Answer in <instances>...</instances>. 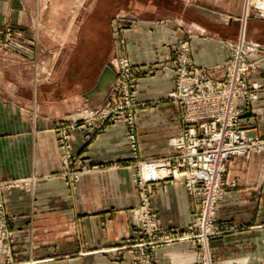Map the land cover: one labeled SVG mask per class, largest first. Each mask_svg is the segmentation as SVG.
Listing matches in <instances>:
<instances>
[{"label": "crops", "instance_id": "1", "mask_svg": "<svg viewBox=\"0 0 264 264\" xmlns=\"http://www.w3.org/2000/svg\"><path fill=\"white\" fill-rule=\"evenodd\" d=\"M107 1L98 4L107 6L111 16L130 2L141 8L138 23L124 24L121 30L123 53L138 72L140 99L154 100L170 89L174 56L168 45L179 38L189 40L199 74L224 61L226 49L220 40L235 39L244 17L246 38L264 49V0H253L247 14L243 0ZM3 24L19 34L0 47V178H35L32 186L4 193L16 261L131 264L129 248L119 244L134 233L135 167L172 152L171 139L181 132L177 105L163 99L135 114L136 157L121 118L106 121L88 141L85 125L79 124L70 135L72 152L82 165L100 166L83 173L71 189L58 175L61 155L51 125L81 108L107 102L114 73L111 59L108 80L96 86L105 65L95 66V0H0ZM115 48L111 39L112 58ZM251 57L264 84V52ZM252 114L264 136V86ZM228 177H235L237 185L223 198L216 218L249 227L211 239L210 250L219 262L235 257V264H264V154L231 158ZM150 189L159 224L187 228L193 205L183 182L157 180ZM196 255L190 241L154 253L155 264H192Z\"/></svg>", "mask_w": 264, "mask_h": 264}, {"label": "built area", "instance_id": "2", "mask_svg": "<svg viewBox=\"0 0 264 264\" xmlns=\"http://www.w3.org/2000/svg\"><path fill=\"white\" fill-rule=\"evenodd\" d=\"M248 6L249 2L246 0L245 12L248 11ZM242 36L243 33L237 41H224L229 50L227 62L208 68L205 74L194 72L187 42H178L174 48L177 58L175 80L165 98L177 104L182 128L179 135L171 139L173 149L170 154L136 164L135 181L138 186L139 203L132 212V225L139 239H133L129 243L131 239L127 238L122 240L123 245L119 247L131 249L132 264H154L153 248L172 239L163 235L168 230L161 229L150 206V184L154 181L160 179L181 181L193 198L194 219L187 230L180 232L181 236L178 239H191L192 242L197 240L199 245L206 249L208 238L218 233L212 217L215 204L219 201L225 185L226 162L231 155L247 152L255 143L253 136L244 133L240 121L249 112L252 101L257 98V90L261 87V84L249 82L248 79L256 64L248 60L247 56L250 52H256L259 47L245 41ZM132 77L129 60L126 57L117 59L115 80L109 91L113 103L97 112H89L81 119L91 126L90 129L94 127L96 129L102 126L105 119L112 120L123 116L127 122L131 153L135 157L137 140L133 115L139 107L153 102L157 104L162 99L138 100L135 97ZM77 123L71 118L59 130L65 168L64 178L72 187L78 180L79 171L70 168L76 156L67 146V136L69 130ZM148 167L152 169L153 174H145ZM18 184L20 182L17 181L0 183V192L4 186ZM8 217L0 199V232L6 233L5 222ZM6 237L0 235V239L5 240ZM155 238L157 239L152 241ZM4 244L0 241V264H11L8 247ZM192 264H196L195 260ZM198 264L217 263L206 251ZM221 264L235 263L233 260H226Z\"/></svg>", "mask_w": 264, "mask_h": 264}, {"label": "rangeland", "instance_id": "3", "mask_svg": "<svg viewBox=\"0 0 264 264\" xmlns=\"http://www.w3.org/2000/svg\"><path fill=\"white\" fill-rule=\"evenodd\" d=\"M99 1L100 0H95V66H100L101 67L103 64L105 66H109L107 64V61L113 59L114 74H115L117 59H119L120 57L121 58L122 57H126L129 60V62H130L131 74L133 76L132 78L134 80V85H135L134 93H135V97L137 98V96H136V90H137V79H138V76H137L138 74L137 73L138 72L134 68V65L132 64V62L128 58V56L123 53V48L121 47V44L124 42V38L125 37H124V34L121 32V30H122L124 24H132L133 25V24L138 23V21H139L138 20V16H140L141 8L139 7V5L130 2V4H127L126 6H122L121 5V7H122L121 9H115V13L112 14V16H111V14H108V12H107V10H108L107 9L108 8L107 6H106V8L105 7L100 8V6L98 4ZM105 1H107V0H105ZM245 1L246 0H243V13L244 14H247L248 11L247 12L244 11ZM247 1L249 2V5L250 4H253L252 3L253 0H247ZM148 11H150V10H148ZM87 12H88L87 10H84L83 16H86L87 15ZM244 18H243V20H240V25H239V28H238V33H237V36L235 37V39H231V40L230 39H221L220 40V43L226 49V53H225L226 56H225L224 61L221 62V63L214 64V65L206 66L203 69V72L200 73V74H205L208 68H212V67H215V66H219V65H222V64H224V63L227 62V59L229 57L228 56L229 50H228L227 45H225L224 41H237L240 38L241 33H243V36L242 37L244 38L245 41H249V42H251L253 44H257V46L259 47L258 50L256 52H253V53L250 52L248 54V56H247V59L248 60L253 61L256 64L255 70H253L252 72L249 73L248 79L250 80L249 82L255 81V82L261 84V87H259L258 90H257V98L254 101H252V103H251V105L249 107V109H250L249 112L247 114H245L241 118V121H240L241 122L240 125H241L242 130H244V133L246 135H248V136H253L255 143L251 147V149H249L247 152H245L243 154L231 155L228 158V161L226 162V171H225V177H224L225 185L223 187V190L221 191L219 201L215 204L214 214H213V217H212V222H213L214 225L217 226V229H218L217 232L218 233L208 238L207 244H206L207 245V248L206 249L205 248H202L199 245V242L197 240H195V241L192 242L191 239H178L179 236H181V233L180 232H183V230H178L176 228H171V227L170 228L169 227L168 228L167 227H162L159 224L157 215H156V213L153 210L152 205H151V191H150V206H151L152 211L155 214L156 221H157L158 225L161 227V229H163L164 231L165 230H168V232L166 234H163V235L170 236V238H172L170 242L164 243V244H161V245H158L157 244V246H155L153 248L152 257L154 259V264H155L154 253H155V251L158 248H160L162 246L169 245V244L174 243V242H183V241H190V242H192L195 245V247L197 249V252H198V255H196V258H195L196 264H198L200 262L201 258L205 255L206 251L208 252L209 256L217 264H221L222 262H225L226 260H233L234 263H236L235 257H227V258L221 259L220 262L217 261L213 257L212 251L210 250L209 241L211 239L221 238V237H223L226 234H229L231 232H234V231H237V230H241V229H245V228H248L249 227V226H246V225H243V224H238V223L226 224V223H223V222L218 221L216 217H217V214H218V209H219L220 203L222 202L223 198L226 196V194L231 189H233L237 185V181H236V178L235 177H228V165H229V162H230L231 158H233V157H242V158L248 159V158L252 157L255 154H260V153L261 154H264V136H261L260 135V133L258 131V128L254 125V123H253L254 122V118H253V114H252L253 104L258 100V98H259V92L263 88L264 84H263L262 81H259V79L257 78V76L255 74L257 72V70H258L257 60L254 59L253 57H251L252 54H254V53H257V52H260V51L264 52V49L257 42H254V41L249 40V39L246 38V36H245V19ZM109 27L111 29V32H109ZM16 34H19L18 30L14 29L11 25H9V24H3V25H1L0 26V47L2 45L12 43L11 42V37H12V35H16ZM111 39L113 41L115 40V43H116V48H115V51H114L113 58H112V56H110L112 54L111 52L108 54V52L110 51V47H111ZM183 41L184 42H187L188 45H189V56H190V60H191L192 65L194 67V72L195 73H198L197 70H196V67H195L193 58L191 56V46H190L189 40L186 39V38H184V37L179 38L175 42H173L170 45H168L170 52L174 56L173 57V67H174V70H173V76H172V84H171V87H170L169 90H171V88L173 87L174 80H175V66H176L177 58H176V52H175L174 48H175V46H176V44L178 42L180 43V42H183ZM114 80H115V76H114L113 80H111L110 87H109V89L107 91V94H106V96H107V102H105L103 104H100V105H98L96 107L94 106V107L81 108V109L73 112L72 114H70V116L63 117V118H60L58 120H55L52 123V125H51V129L55 132L56 139H57L58 149H59V152H60V155H61V168H60V170L58 172V175L68 185V187L71 188V189L75 188L78 180L80 179V176L83 173L88 172L90 170H93L96 167H99L100 165H98V166L97 165H90V166L82 165L80 163L79 156L77 154H75V153L72 152V147H71V143H70V135H71L72 131H74L79 124H83V125H85V128H86V133H85L84 137L88 141V140H90L92 138L93 134L95 133V130H98V129L102 128L103 125H104V123L106 121H111V120H106L105 119V120H103L102 126H100V128H96L95 129V127H94L92 129H90L91 126L86 121H83L81 119V117L84 116V115H86V114H89V112L90 113H92L94 111L97 112L100 109L106 108L108 105H110V103H113V100L110 97L111 95H109V91H110L111 85L113 84ZM169 90H167L166 93L163 96H161V97H159L157 99H154V100H161V99L163 100V99H166L165 96H166V94H167V92ZM137 99L138 100H146V99H140V98H137ZM154 100H147V101H154ZM166 100H168V99H166ZM152 105H154V102H153ZM143 107H145V106H143ZM143 107H139L138 110L135 112V114H137L141 110V108H143ZM179 113L180 112H179V109H178V115H179V119H180V114ZM135 114L133 115V117L135 116ZM71 118L75 119L78 122L77 125L73 129L69 130L68 136H67L68 137L67 138V146L69 147L70 152L74 156H76V160L73 162V164L70 165V168L79 171L78 180L75 182L74 187H72L69 184V181L64 178V169L65 168H64V165H63V152H62V147H61L62 144H61L60 135H59V130L62 129V125H64L65 123H67V120L70 121ZM119 118H121L125 122V125H126V128H127V140H128V144H129L128 127H127V122L124 119V117L123 116H119V117L114 118L112 120L119 119ZM180 123H181V120H180ZM133 126H134V131H135V134H136L135 121H133ZM181 128H182V124H181ZM129 148H130V144H129ZM130 151H131V148H130ZM135 157H136V155H135ZM136 171L137 170H136V167H135L134 182H135V185H136V188H137V197H138L139 196L138 195V186H137L136 181H135ZM160 180H162V179H160ZM168 180H170V179H168ZM7 181L8 182H16L17 181V182H20V184H18V186H9V187L4 186L3 189H1V192H0L1 198L0 199L2 201V205H3V208H4V211L5 212H6V209H5V206H4V193L5 192H10L12 190L22 189V188H24V187H26L28 185L29 186H32L33 183H34V181H35V178L34 177H26V178L25 177H19V178L16 177V178H13V177H8V176L7 177L0 178V183L7 182ZM172 181H174V180H172ZM175 181H178V180H175ZM150 186H151V184H150ZM189 196L191 197L192 205H193V211H194L193 198H192V196L190 194H189ZM138 203H139V197H138V202H137V204H136L135 207H137ZM133 209L131 211V226H132V229H133V232L134 233H132L131 235H128V236L123 237L120 240L119 246H122L123 245L122 244V240H126L127 238L131 239L129 243H131L133 239H139V237L137 236V233H136V229H134V227L132 225V212H133ZM10 219L11 218L8 217V219H6V222H5L6 233H4L3 231L0 232V235H2L3 237L4 236H7V237L5 238V240H3L1 238L0 241H2L3 243H5L4 245H6L8 247L9 255H10L11 259H12V263L11 264H20L21 262L16 261V259H15L16 249L13 246L14 236H13L12 230H11L10 225H9L10 224ZM193 219H194V213H193V216L191 218V221H190L189 225H191ZM189 225L184 230H187L188 227H189ZM157 237H159V234L157 235ZM156 239L157 238L152 239V241H155ZM129 243H127V244H129ZM201 244H202V242H201ZM202 245H205V244L203 243ZM116 249H118V247ZM129 250H130V253L132 254L130 248H129ZM132 259H133V254H132ZM192 263H193V261H192ZM131 264H132V260H131Z\"/></svg>", "mask_w": 264, "mask_h": 264}, {"label": "water", "instance_id": "4", "mask_svg": "<svg viewBox=\"0 0 264 264\" xmlns=\"http://www.w3.org/2000/svg\"><path fill=\"white\" fill-rule=\"evenodd\" d=\"M106 70H108L109 72H107ZM111 69L109 68V66H105L104 71L102 72L101 76L99 77L98 80V84L96 85L97 87H99L100 85H102L106 80H108L109 75H107V73H111ZM115 74L113 73L112 77L110 78V82L111 80H113Z\"/></svg>", "mask_w": 264, "mask_h": 264}, {"label": "bare ground", "instance_id": "5", "mask_svg": "<svg viewBox=\"0 0 264 264\" xmlns=\"http://www.w3.org/2000/svg\"><path fill=\"white\" fill-rule=\"evenodd\" d=\"M145 174H146V175H151V174H153L152 169H151L150 167H148V168L145 170Z\"/></svg>", "mask_w": 264, "mask_h": 264}]
</instances>
